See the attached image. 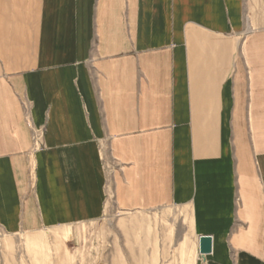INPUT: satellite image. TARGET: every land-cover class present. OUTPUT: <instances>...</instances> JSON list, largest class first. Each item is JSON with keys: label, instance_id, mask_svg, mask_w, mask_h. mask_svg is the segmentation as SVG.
I'll use <instances>...</instances> for the list:
<instances>
[{"label": "crops", "instance_id": "1", "mask_svg": "<svg viewBox=\"0 0 264 264\" xmlns=\"http://www.w3.org/2000/svg\"><path fill=\"white\" fill-rule=\"evenodd\" d=\"M108 204L264 264V0H0V233Z\"/></svg>", "mask_w": 264, "mask_h": 264}, {"label": "rangeland", "instance_id": "2", "mask_svg": "<svg viewBox=\"0 0 264 264\" xmlns=\"http://www.w3.org/2000/svg\"><path fill=\"white\" fill-rule=\"evenodd\" d=\"M204 259L181 206L120 211L108 204L96 220L0 233V264H203Z\"/></svg>", "mask_w": 264, "mask_h": 264}, {"label": "water", "instance_id": "3", "mask_svg": "<svg viewBox=\"0 0 264 264\" xmlns=\"http://www.w3.org/2000/svg\"><path fill=\"white\" fill-rule=\"evenodd\" d=\"M212 238L209 235H201L198 238V251L201 255L211 252Z\"/></svg>", "mask_w": 264, "mask_h": 264}, {"label": "built area", "instance_id": "4", "mask_svg": "<svg viewBox=\"0 0 264 264\" xmlns=\"http://www.w3.org/2000/svg\"><path fill=\"white\" fill-rule=\"evenodd\" d=\"M33 143H34V146H36V147L39 146V144H40V135L39 134H36L34 136Z\"/></svg>", "mask_w": 264, "mask_h": 264}, {"label": "bare ground", "instance_id": "5", "mask_svg": "<svg viewBox=\"0 0 264 264\" xmlns=\"http://www.w3.org/2000/svg\"><path fill=\"white\" fill-rule=\"evenodd\" d=\"M68 226V225H67Z\"/></svg>", "mask_w": 264, "mask_h": 264}]
</instances>
